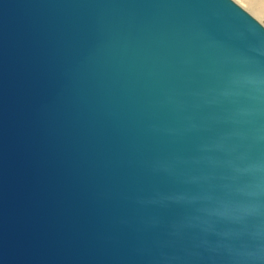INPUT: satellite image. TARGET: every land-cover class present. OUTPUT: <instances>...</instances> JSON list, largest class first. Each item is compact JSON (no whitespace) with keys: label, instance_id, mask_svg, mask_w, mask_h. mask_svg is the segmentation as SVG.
<instances>
[{"label":"water","instance_id":"95a60500","mask_svg":"<svg viewBox=\"0 0 264 264\" xmlns=\"http://www.w3.org/2000/svg\"><path fill=\"white\" fill-rule=\"evenodd\" d=\"M0 264H264V27L0 0Z\"/></svg>","mask_w":264,"mask_h":264},{"label":"rangeland","instance_id":"374dc122","mask_svg":"<svg viewBox=\"0 0 264 264\" xmlns=\"http://www.w3.org/2000/svg\"><path fill=\"white\" fill-rule=\"evenodd\" d=\"M232 1L248 12L264 27V24L261 23V20L264 19V6H261L257 0H242L240 3H238L237 0Z\"/></svg>","mask_w":264,"mask_h":264},{"label":"clouds","instance_id":"9594fccd","mask_svg":"<svg viewBox=\"0 0 264 264\" xmlns=\"http://www.w3.org/2000/svg\"><path fill=\"white\" fill-rule=\"evenodd\" d=\"M238 3L242 2V0H237ZM257 2L261 5L264 6V0H257Z\"/></svg>","mask_w":264,"mask_h":264},{"label":"snow or ice","instance_id":"6c2138e0","mask_svg":"<svg viewBox=\"0 0 264 264\" xmlns=\"http://www.w3.org/2000/svg\"><path fill=\"white\" fill-rule=\"evenodd\" d=\"M261 23L264 24V19L261 20Z\"/></svg>","mask_w":264,"mask_h":264}]
</instances>
